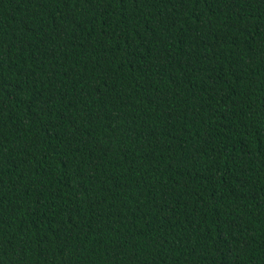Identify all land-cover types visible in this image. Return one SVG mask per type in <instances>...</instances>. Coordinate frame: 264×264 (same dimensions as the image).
<instances>
[{"label":"trees","instance_id":"obj_1","mask_svg":"<svg viewBox=\"0 0 264 264\" xmlns=\"http://www.w3.org/2000/svg\"><path fill=\"white\" fill-rule=\"evenodd\" d=\"M0 264H264V0H0Z\"/></svg>","mask_w":264,"mask_h":264}]
</instances>
